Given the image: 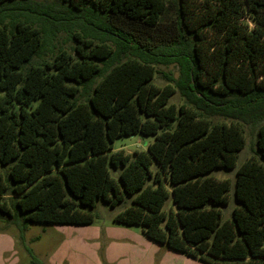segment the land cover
I'll use <instances>...</instances> for the list:
<instances>
[{
  "label": "trees",
  "instance_id": "16d2710c",
  "mask_svg": "<svg viewBox=\"0 0 264 264\" xmlns=\"http://www.w3.org/2000/svg\"><path fill=\"white\" fill-rule=\"evenodd\" d=\"M55 5L59 22L77 27L73 53L31 64L50 35L36 14L56 7L0 0V219L22 235L34 222L89 225L98 200L116 207L129 196L114 219L148 238L206 264H264V124L260 158L237 169L231 218L222 207L232 182L212 174L236 168L242 122L264 120V0H180L171 20L168 0ZM172 63L179 77L154 83L157 65ZM135 134L156 139L114 150ZM111 167H122L118 178Z\"/></svg>",
  "mask_w": 264,
  "mask_h": 264
},
{
  "label": "rangeland",
  "instance_id": "374dc122",
  "mask_svg": "<svg viewBox=\"0 0 264 264\" xmlns=\"http://www.w3.org/2000/svg\"><path fill=\"white\" fill-rule=\"evenodd\" d=\"M36 1L45 6L56 7V0ZM168 3L170 5L168 19L171 20L177 16L180 0H168ZM56 10L51 13L52 16L36 14V16L42 17L40 21L50 30L51 36L49 35L47 39L48 48L45 54L41 55V51L45 48L43 46L40 52L34 55L31 64L42 63L46 60L52 61L59 49H66L73 53L76 45L73 31L77 27L63 26L56 18L59 13L63 15V12L58 7ZM246 16L245 20L253 24L250 15ZM84 28L85 22H82V29ZM28 65H25L24 68L28 69ZM157 68L153 82L160 86L170 82L168 77L177 79L180 75L181 68L178 63L159 64ZM0 94H3L1 89ZM86 97L87 94L82 93L81 100L86 99ZM183 102L185 99L179 91H176L170 98V103H175L177 106ZM213 120L231 122L232 119L215 116ZM262 124H264V120L261 122H242L241 126L245 131L247 141L239 153L236 168L231 170L216 168L212 172L217 178H229L232 182L229 203L222 207L224 219L231 218L232 211L239 205L234 196L237 169L252 156L260 158L256 142L258 130ZM154 139H156L154 135L147 136L144 134L121 136L115 139L114 150L124 148L133 154L136 150L147 149ZM157 166L158 164L154 162L152 168L157 169ZM0 170L7 171V168L0 165ZM121 170L122 167L118 169L111 167L112 176L118 178ZM12 197V194H8L6 199L12 202ZM171 203L172 198L168 199L167 210L171 208ZM130 204L131 197L129 196L116 207H112L100 199L97 201L96 208L92 209L95 214L93 224L34 222L28 225L24 235L19 229L20 224L18 227L13 220L0 219V264H33L29 249H32L44 264H206L173 250L166 244L148 238L141 225H128L115 221V215Z\"/></svg>",
  "mask_w": 264,
  "mask_h": 264
}]
</instances>
